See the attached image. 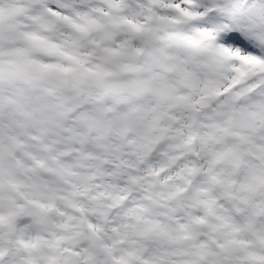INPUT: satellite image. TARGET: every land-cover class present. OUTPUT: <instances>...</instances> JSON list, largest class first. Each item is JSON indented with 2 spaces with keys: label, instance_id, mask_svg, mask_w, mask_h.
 Instances as JSON below:
<instances>
[{
  "label": "snow or ice",
  "instance_id": "snow-or-ice-1",
  "mask_svg": "<svg viewBox=\"0 0 264 264\" xmlns=\"http://www.w3.org/2000/svg\"><path fill=\"white\" fill-rule=\"evenodd\" d=\"M0 264H264V0H0Z\"/></svg>",
  "mask_w": 264,
  "mask_h": 264
}]
</instances>
